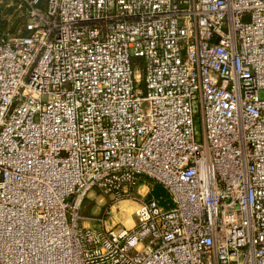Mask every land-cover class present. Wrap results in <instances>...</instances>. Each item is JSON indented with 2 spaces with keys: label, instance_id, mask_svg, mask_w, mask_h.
Listing matches in <instances>:
<instances>
[{
  "label": "built area",
  "instance_id": "built-area-1",
  "mask_svg": "<svg viewBox=\"0 0 264 264\" xmlns=\"http://www.w3.org/2000/svg\"><path fill=\"white\" fill-rule=\"evenodd\" d=\"M22 3L26 33L0 36V264H264V0ZM140 182L170 206L79 223L89 191Z\"/></svg>",
  "mask_w": 264,
  "mask_h": 264
},
{
  "label": "rangeland",
  "instance_id": "rangeland-1",
  "mask_svg": "<svg viewBox=\"0 0 264 264\" xmlns=\"http://www.w3.org/2000/svg\"><path fill=\"white\" fill-rule=\"evenodd\" d=\"M40 5L43 6V3L41 2ZM25 19V9L22 0H0V36L3 34L21 35L24 33ZM131 61L133 66H138L137 71L144 76V68L140 66L142 60L140 58H132ZM140 87L144 88V84L142 83ZM259 95L262 97V93ZM196 110H198V107H196ZM195 126L198 131L201 130L200 115L196 116ZM140 183V186L134 192V199H115L111 195L103 194L97 189L89 191L80 208L81 219L79 223L85 226L97 227L102 225V221H105L107 226L113 224L117 226H132L133 213L137 202L140 199L150 197L153 186L158 185L155 182L144 184L145 186L143 182Z\"/></svg>",
  "mask_w": 264,
  "mask_h": 264
},
{
  "label": "trees",
  "instance_id": "trees-1",
  "mask_svg": "<svg viewBox=\"0 0 264 264\" xmlns=\"http://www.w3.org/2000/svg\"><path fill=\"white\" fill-rule=\"evenodd\" d=\"M23 31H24V33H22L21 35H24L26 33L24 26H23ZM3 35H5V34H3ZM151 193H152L151 196H154L156 199L159 200L160 205H162L163 207L170 206V203L168 200V195L166 196L167 193L161 185H159V184L154 185ZM163 193H165V195H163Z\"/></svg>",
  "mask_w": 264,
  "mask_h": 264
}]
</instances>
